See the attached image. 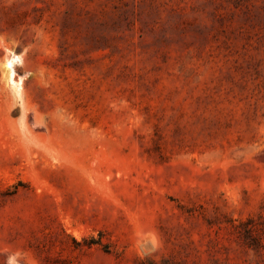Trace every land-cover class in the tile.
Returning a JSON list of instances; mask_svg holds the SVG:
<instances>
[{
    "label": "rangeland",
    "instance_id": "rangeland-1",
    "mask_svg": "<svg viewBox=\"0 0 264 264\" xmlns=\"http://www.w3.org/2000/svg\"><path fill=\"white\" fill-rule=\"evenodd\" d=\"M0 264H264V0H0Z\"/></svg>",
    "mask_w": 264,
    "mask_h": 264
},
{
    "label": "bare ground",
    "instance_id": "bare-ground-1",
    "mask_svg": "<svg viewBox=\"0 0 264 264\" xmlns=\"http://www.w3.org/2000/svg\"><path fill=\"white\" fill-rule=\"evenodd\" d=\"M13 62V57H6L4 59V62L2 64L3 76L8 82H12L13 87L15 89H18L20 87V83H18V80L16 81L15 70L13 69Z\"/></svg>",
    "mask_w": 264,
    "mask_h": 264
}]
</instances>
